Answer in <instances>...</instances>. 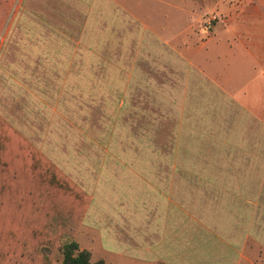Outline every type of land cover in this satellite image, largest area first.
<instances>
[{
	"label": "crops",
	"instance_id": "0c3cea01",
	"mask_svg": "<svg viewBox=\"0 0 264 264\" xmlns=\"http://www.w3.org/2000/svg\"><path fill=\"white\" fill-rule=\"evenodd\" d=\"M247 13L264 0L25 2L0 48V120L60 174L14 191L62 203L59 240L92 263L264 264V64L234 23ZM213 14L226 24L207 37Z\"/></svg>",
	"mask_w": 264,
	"mask_h": 264
},
{
	"label": "trees",
	"instance_id": "16d2710c",
	"mask_svg": "<svg viewBox=\"0 0 264 264\" xmlns=\"http://www.w3.org/2000/svg\"><path fill=\"white\" fill-rule=\"evenodd\" d=\"M24 146L28 145L0 120V264H56L57 252L62 255L60 264H103L92 263L74 241L60 244L61 232L69 227L58 225L55 218L62 203L59 207L57 202H43L39 207L33 200L25 201V193L14 192L24 184H58L49 169L60 176L43 159L33 160Z\"/></svg>",
	"mask_w": 264,
	"mask_h": 264
},
{
	"label": "rangeland",
	"instance_id": "374dc122",
	"mask_svg": "<svg viewBox=\"0 0 264 264\" xmlns=\"http://www.w3.org/2000/svg\"><path fill=\"white\" fill-rule=\"evenodd\" d=\"M26 1L27 0H0V48L2 41L6 37L5 35L7 34V31L9 30L10 26L15 24L17 18L16 16L18 15V12L24 8ZM243 5L245 6V9H250V11H252L257 7V2L243 1ZM234 23L246 26L245 32L242 35L238 34V36L243 40L251 41L253 44H255L252 52L257 57L258 62L260 64H264V16L257 17L247 13L235 17ZM220 24H226L225 17L220 14H213L212 16H207L202 21L199 29L203 32L201 33L202 35L208 37L209 35L215 33L216 28ZM30 195L32 196V193ZM59 242L63 245L69 241L59 240ZM53 257L54 262L56 264H60L62 260L61 253L57 252L53 255Z\"/></svg>",
	"mask_w": 264,
	"mask_h": 264
}]
</instances>
